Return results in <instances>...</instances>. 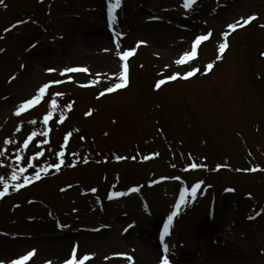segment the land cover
<instances>
[{
    "label": "rangeland",
    "instance_id": "rangeland-1",
    "mask_svg": "<svg viewBox=\"0 0 264 264\" xmlns=\"http://www.w3.org/2000/svg\"><path fill=\"white\" fill-rule=\"evenodd\" d=\"M103 1L0 4V191L40 173L0 198V260L35 250L27 264H61L75 249L78 259L91 253L85 264H132L107 253L160 264L163 226L188 189L164 241L170 264H264V0H198L191 11L183 0H122L112 28L121 26V36L113 38ZM251 15L255 22L227 30ZM206 31L212 39L178 65ZM225 32L228 47L217 59ZM133 46L126 87L106 92L120 82L118 52ZM85 62L92 73L62 78ZM207 63L214 69L203 75ZM190 64L201 71L185 80ZM46 83L41 100L17 116ZM203 180L214 185L216 206L209 187L200 197ZM250 211L261 213L253 225L245 224Z\"/></svg>",
    "mask_w": 264,
    "mask_h": 264
},
{
    "label": "snow or ice",
    "instance_id": "snow-or-ice-1",
    "mask_svg": "<svg viewBox=\"0 0 264 264\" xmlns=\"http://www.w3.org/2000/svg\"><path fill=\"white\" fill-rule=\"evenodd\" d=\"M4 0H0V4H3ZM198 3V0H183V8L186 10H193L194 6ZM122 5V0H107V18H108V22L110 24L115 25L116 24V10L120 9ZM257 16L256 15H251L249 16L247 19L238 21L237 23H231L228 25V28L231 31H235L237 29V27L239 26H243L246 24H250L252 23V21L256 20ZM261 27H264V25H261ZM227 32H225L224 35V40L225 42L220 43L218 45V50H219V56L217 57V59H222L223 58V54L225 49L228 47V43H227V37H228ZM121 34L119 32H115L114 36L119 37ZM212 36L211 32H207L206 34L203 35H198L194 37V43H192L190 50L184 52L183 54V59H177L176 63L179 65L181 63H183L184 61H188L190 58H195L197 56V51H198V46L208 40L210 37ZM63 37H61L62 39ZM140 43H144L143 41H141ZM32 47H36L35 44L32 45ZM115 47L116 49H120L121 45H120V41L119 39L115 40ZM105 51H108L107 49H105ZM119 54V53H118ZM131 55H133L132 51H125L122 54H119V58L122 61H125L124 65H123V72L121 73V75L119 76V81L118 83H116L114 86L109 87L106 89V92L111 93L116 91L117 89H121L126 87L127 85V72H128V65L126 63L128 57H130ZM190 70L186 69L185 70V74H183L182 78L187 80L190 77H194L197 73H199L201 70L197 67L192 66L191 64L189 65ZM214 69V63H207L206 64V69L205 71L202 73L203 75H207L208 73L212 72ZM49 72H53L55 71V69H49ZM88 69L87 68H83V67H71V68H67L65 69V72H72V73H80V72H87ZM63 74V73H62ZM178 76H180V74H175V75H171L168 77V80L170 81H175ZM11 79H16L15 76H13ZM167 81L161 79L156 83V88L157 90L160 89L161 85L165 84ZM58 83V82H57ZM49 84H44L42 87L39 88L38 93L33 97L30 98L28 100H26L24 103L20 104L18 106V110L16 111V115L20 116L22 112H24L26 109H28L30 106H35L40 100L41 98L45 95L46 89L49 88ZM85 86V85H82ZM59 95V94H58ZM105 95V91H101L100 96H104ZM52 106L56 107V103L55 101L52 102ZM92 113L89 112L87 113V115H91ZM49 121V116H44L43 118V122L46 125ZM62 122V121H61ZM32 123H35V121H32ZM36 135L35 132L32 133L31 136H29L27 139L30 141L34 136ZM25 147H27V143H25ZM63 155V153H61V156ZM119 159V158H118ZM59 164L55 165V167L57 168V170L59 169ZM192 167H197V165H193ZM258 169L256 168H252L250 169V171H257ZM27 169L26 168H21L19 172H13L11 179L13 181H17L21 174L26 172ZM40 178V173L36 172L35 176H25L23 179V183H16V184H9V183H4L3 184V191H0V198H3L9 190V187H14L17 190H19L22 186H25L29 183V181L35 180V179H39ZM3 179V178H0ZM201 188L200 184H196L195 186L191 187V196L195 197L197 195V191L198 189ZM63 191V189H62ZM131 191L133 193L138 192L139 189L138 188H132ZM229 191H233L232 189H229ZM114 195H118V196H123L124 193H117ZM188 195V189H185L183 193H181L179 195V203L175 204V211H172L170 215H168L167 217V223L164 224L163 226V233L160 236V240L163 244V258L160 261V264H170V258H169V250H170V246L165 243V237H167L169 235V230L170 227L173 224V220L174 218L179 214L180 208L182 205H184L186 203V196ZM134 227V225H129L128 228L125 229V232H127L129 230V228ZM78 247V246H77ZM36 255V251L35 250H31L28 251L27 254L20 256L19 258H15L12 259L10 261V264H27V262L29 260L32 259V257H34ZM71 258L70 259H65L64 260V264H85L86 261L91 259V256L85 254L83 256V259H78L77 258V251L74 249L71 251L70 253ZM125 255V254H122ZM125 258L132 262V264H135L134 262V258L130 255H125ZM0 264H4V262L2 260H0ZM49 264H51V262L49 261Z\"/></svg>",
    "mask_w": 264,
    "mask_h": 264
}]
</instances>
